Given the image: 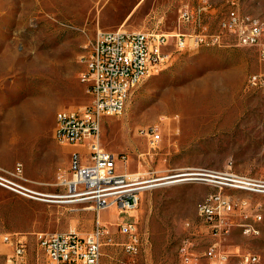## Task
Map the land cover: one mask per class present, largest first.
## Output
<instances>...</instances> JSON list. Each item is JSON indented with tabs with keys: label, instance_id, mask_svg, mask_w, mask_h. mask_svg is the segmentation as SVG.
<instances>
[{
	"label": "rangeland",
	"instance_id": "rangeland-1",
	"mask_svg": "<svg viewBox=\"0 0 264 264\" xmlns=\"http://www.w3.org/2000/svg\"><path fill=\"white\" fill-rule=\"evenodd\" d=\"M182 2L0 0V165L22 162L32 187L65 194L58 174L69 170L75 147L54 138L56 114L89 104L83 56L98 30L173 32ZM242 9L264 17V0H242ZM218 19L209 20L216 26ZM263 70L259 49L232 38L223 46L175 51L133 89L122 114L105 117L103 146L125 157L118 161L122 170L140 171L150 181L136 215L117 207L102 210L101 222L113 238L103 246L102 264H183L185 255L193 264H209L205 251L213 237L199 209L219 190L237 203L229 215L231 231L222 239L231 254L226 264H237L247 251L264 264V191L231 187L224 179L236 173L264 181V90L248 85L249 75ZM152 129L162 136L156 147L149 144ZM76 147L85 150L84 144ZM204 171L214 176L180 175ZM180 178L187 179L172 182ZM242 199H248L246 207ZM256 210L261 232L246 234L242 224L253 221ZM97 218L90 201L29 198L0 186L1 262L17 242L4 241L8 233L26 236L30 264H50L38 233L86 235ZM135 218L143 245L132 255L123 249L126 236L118 223Z\"/></svg>",
	"mask_w": 264,
	"mask_h": 264
},
{
	"label": "built area",
	"instance_id": "built-area-1",
	"mask_svg": "<svg viewBox=\"0 0 264 264\" xmlns=\"http://www.w3.org/2000/svg\"><path fill=\"white\" fill-rule=\"evenodd\" d=\"M179 29L173 32L132 30L125 27L100 29L88 53L83 56L85 70L81 80L86 84L91 99L89 104L61 109L56 114L54 138L63 145H73L69 170L58 174L59 186L65 194L42 193L30 185L22 162L12 168L0 165V186L29 198H71L90 201L97 210L94 229L86 235L77 232L53 231L38 233L39 246L50 264H102L103 246L112 243L108 226L101 222L104 209L117 207L120 212L137 214L149 179L140 171L122 170L118 161L125 157L106 149L102 144V126L105 117L122 114L133 89L143 77L157 72L169 61L175 51H191L194 47L226 45L229 38L242 46L257 47L264 61V17L242 9V0H181ZM214 26L210 18L218 16ZM195 24V29L184 31L182 24ZM173 40V41H172ZM248 85L264 90V70L249 75ZM149 144L156 147L161 134L152 129L147 132ZM84 144L85 150L78 149ZM209 171L188 175L214 176ZM224 179L231 187L264 191V181L227 173ZM249 204L240 201L241 207ZM235 203L221 190L208 194L200 206L199 214L210 228L213 241L205 251L209 264H226L231 254L222 239L231 231L229 219ZM249 215L246 214V218ZM262 214L256 210L253 221L242 226L246 234H259ZM120 232L126 236L122 246L126 253L137 254L143 245L138 219H120ZM16 239L14 250L0 264H30L29 246L23 232L5 235L4 241ZM193 257L185 255L183 264H193ZM260 256L247 251L238 255L237 264H256Z\"/></svg>",
	"mask_w": 264,
	"mask_h": 264
},
{
	"label": "bare ground",
	"instance_id": "bare-ground-1",
	"mask_svg": "<svg viewBox=\"0 0 264 264\" xmlns=\"http://www.w3.org/2000/svg\"><path fill=\"white\" fill-rule=\"evenodd\" d=\"M209 46H212V45H209ZM194 48H199V47H194ZM192 49H193V48H192ZM150 75H151V74H149V76H150ZM81 76H83V71H82V73H81ZM145 78H146V77H143V80H144ZM143 80H142V81H143ZM248 80H249V77H248ZM180 175H188V174L185 173V174H180ZM180 175H179V176H180ZM184 179H187V178H180V179H177V180H172V182H173V181H180V180H184Z\"/></svg>",
	"mask_w": 264,
	"mask_h": 264
},
{
	"label": "crops",
	"instance_id": "crops-1",
	"mask_svg": "<svg viewBox=\"0 0 264 264\" xmlns=\"http://www.w3.org/2000/svg\"><path fill=\"white\" fill-rule=\"evenodd\" d=\"M260 229H261V227H260ZM18 232H20V231H16V232H12V233H8V234H6V235H13V234H16V233H18ZM261 232V231H260ZM260 234V233H259Z\"/></svg>",
	"mask_w": 264,
	"mask_h": 264
}]
</instances>
